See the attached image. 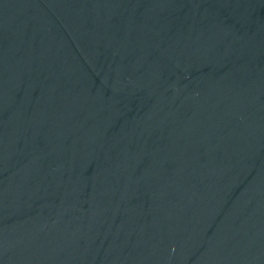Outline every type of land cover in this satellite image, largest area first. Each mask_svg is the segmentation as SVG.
<instances>
[{
    "label": "water",
    "instance_id": "1",
    "mask_svg": "<svg viewBox=\"0 0 264 264\" xmlns=\"http://www.w3.org/2000/svg\"><path fill=\"white\" fill-rule=\"evenodd\" d=\"M0 264H264V0H0Z\"/></svg>",
    "mask_w": 264,
    "mask_h": 264
}]
</instances>
